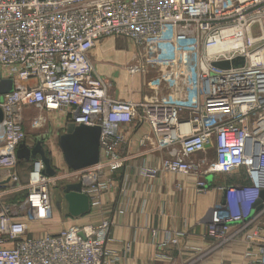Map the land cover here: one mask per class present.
Returning a JSON list of instances; mask_svg holds the SVG:
<instances>
[{
  "label": "built area",
  "instance_id": "2783aa9c",
  "mask_svg": "<svg viewBox=\"0 0 264 264\" xmlns=\"http://www.w3.org/2000/svg\"><path fill=\"white\" fill-rule=\"evenodd\" d=\"M108 36L148 46L162 82L175 80L172 91L136 102L113 98L90 58ZM4 79L14 88L0 100V264H116L111 219L33 236L30 224L53 218L52 185L63 180L82 182L97 210L115 188L112 175L126 166L124 127L134 122L148 125L154 148L166 152L142 169L145 175L195 177L200 193L210 187L208 176L243 171L237 183L219 187L223 198L211 207L205 237L215 249L243 245L239 261L217 264H264V0H0ZM31 108L64 111L69 124L99 125V162L51 176L38 156L22 185L17 150L27 140ZM30 121L40 128L46 119ZM20 191L26 192L22 216L4 205L5 195ZM183 236L168 231L157 243L158 258L169 259L168 246Z\"/></svg>",
  "mask_w": 264,
  "mask_h": 264
},
{
  "label": "crops",
  "instance_id": "0c3cea01",
  "mask_svg": "<svg viewBox=\"0 0 264 264\" xmlns=\"http://www.w3.org/2000/svg\"><path fill=\"white\" fill-rule=\"evenodd\" d=\"M107 45L109 44L104 46ZM120 60L126 61L125 57ZM97 68L101 74L108 72L107 68L99 63ZM152 73L147 76V81L155 80L156 72ZM119 81L125 83L126 80L122 76ZM140 81V78L134 76L128 81L132 91L125 93L117 89L109 91V94L116 99H120V96L121 100L141 101L146 96V91L143 96L139 94ZM51 114H55L54 125L58 130L63 129L66 124L69 126L71 116L66 113L63 115L62 111ZM124 131L127 144L121 147V153L127 157V163L123 169L112 175L115 188L103 195L101 206L83 216L73 217L69 213L64 191L59 188L55 191L53 218L49 221H33L30 224V236L58 232L69 224H98L103 219H111L113 240L110 242V248L119 257L116 264H217L226 257L239 261L243 245L232 242L223 249H215V243L205 237V231L211 207L223 198L219 187L237 183L243 171L210 175L207 177L210 187L207 191L198 193L195 177L179 174H143L144 167L158 164L166 152L154 148V136L148 125L140 126L134 122L126 125ZM25 143L30 148L37 144L32 138H27ZM58 144L52 142L47 147L52 165L56 170H68L60 147V138ZM209 155L213 158L215 153L210 151ZM29 161L33 163L34 159ZM25 175L29 180V173ZM125 176L128 180L124 179ZM179 183L182 188L178 187ZM154 231L157 237L153 235ZM168 231H182L184 236L168 246L166 252L170 256L169 259H159L157 243L165 238ZM194 247H201L202 251Z\"/></svg>",
  "mask_w": 264,
  "mask_h": 264
},
{
  "label": "rangeland",
  "instance_id": "374dc122",
  "mask_svg": "<svg viewBox=\"0 0 264 264\" xmlns=\"http://www.w3.org/2000/svg\"><path fill=\"white\" fill-rule=\"evenodd\" d=\"M109 44L107 46H104ZM121 57H125V62L120 60ZM91 61L94 65V68L98 75H100L106 82L109 91L121 89L120 92H129L132 88L131 83L128 81L132 78L138 77L140 81V92L139 94L144 95L146 91V99H156L172 91V85L175 83V80H172L170 83L162 82V76L159 73L157 68H154L155 62L153 54L148 46L144 45L139 47L132 40L126 37L119 36H108L104 37L96 43V46L92 49L90 53ZM101 64L107 68L106 74H101L98 71L97 65ZM129 65H145L147 70L143 73L130 74L128 72L127 66ZM121 68V69H120ZM122 71V74H121ZM152 71H155V80L147 81V76L152 75ZM111 72V73H110ZM124 77L126 80L125 83L119 81L121 77ZM152 80V79H151ZM117 85V86H116ZM129 87V88H128ZM132 91V90H131ZM121 94V93H120ZM121 99V97L119 96ZM123 99V98H122ZM63 115H65L64 111ZM27 120L25 121V131L27 138H32L33 142L43 148L46 155L50 157V152L48 150V145L52 142L56 144L59 143L60 135L67 130V124L63 129H57L55 127V122L51 112H41L39 109L31 108L25 111ZM56 113V112H55ZM44 114L46 122L40 128H34L32 122L30 121L33 117ZM67 114V113H66ZM59 145V144H58ZM49 152V153H48ZM30 165V164H29ZM23 174L27 173L26 169H22ZM63 171V170H58ZM22 172L19 170L20 181L22 185H25L28 182V176L21 175ZM27 177V178H26ZM66 180L59 181L56 185H52V198L53 202L55 199V191L57 189H63L64 183ZM26 192L20 191L13 194L4 196V205H10L12 209L17 211L19 215H24L23 204L25 200ZM1 206V204H0Z\"/></svg>",
  "mask_w": 264,
  "mask_h": 264
},
{
  "label": "water",
  "instance_id": "95a60500",
  "mask_svg": "<svg viewBox=\"0 0 264 264\" xmlns=\"http://www.w3.org/2000/svg\"><path fill=\"white\" fill-rule=\"evenodd\" d=\"M219 67H229V62H220ZM14 88L12 79H4L0 81V100L3 94L11 92ZM4 118V112L0 107V121ZM100 136L101 127L99 125L88 126L85 124L77 125L70 123L67 131L60 136V147L62 149L64 159L70 169L79 170L96 165L100 160ZM40 155L46 164V173L55 175L56 169L52 165L50 157H48L43 148L36 145L30 148L23 142L18 150L19 159H36ZM83 183H69L63 188L65 199L68 202V210L73 217H80L90 212L91 203L87 194L82 192Z\"/></svg>",
  "mask_w": 264,
  "mask_h": 264
},
{
  "label": "trees",
  "instance_id": "16d2710c",
  "mask_svg": "<svg viewBox=\"0 0 264 264\" xmlns=\"http://www.w3.org/2000/svg\"><path fill=\"white\" fill-rule=\"evenodd\" d=\"M32 168H33L32 161L30 162L29 160H19L18 170H20V172H22L21 175L26 174V173L23 174L22 169H26V172L28 174L32 170Z\"/></svg>",
  "mask_w": 264,
  "mask_h": 264
}]
</instances>
